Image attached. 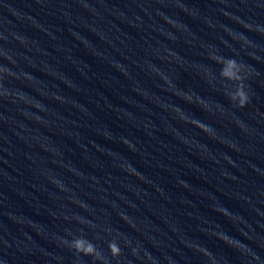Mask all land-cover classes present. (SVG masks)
<instances>
[{
    "label": "water",
    "instance_id": "1",
    "mask_svg": "<svg viewBox=\"0 0 264 264\" xmlns=\"http://www.w3.org/2000/svg\"><path fill=\"white\" fill-rule=\"evenodd\" d=\"M0 264H264V0H0Z\"/></svg>",
    "mask_w": 264,
    "mask_h": 264
},
{
    "label": "clouds",
    "instance_id": "2",
    "mask_svg": "<svg viewBox=\"0 0 264 264\" xmlns=\"http://www.w3.org/2000/svg\"><path fill=\"white\" fill-rule=\"evenodd\" d=\"M227 67L222 70V75L228 77L229 80L239 81L235 93L231 94V99L238 100V106L244 107L248 101L249 96L244 90L243 77L239 74L242 65H239L235 59H226ZM203 127V125H201ZM72 247L78 252H82L86 255L94 254L96 252L95 246L83 238H77L73 243ZM110 251L113 255H117L120 252L119 246L115 242L109 243ZM98 255V254H97Z\"/></svg>",
    "mask_w": 264,
    "mask_h": 264
}]
</instances>
